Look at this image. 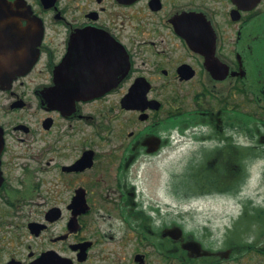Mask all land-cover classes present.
I'll return each mask as SVG.
<instances>
[{"label": "flooded vegetation", "instance_id": "obj_1", "mask_svg": "<svg viewBox=\"0 0 264 264\" xmlns=\"http://www.w3.org/2000/svg\"><path fill=\"white\" fill-rule=\"evenodd\" d=\"M0 264H264V0H0Z\"/></svg>", "mask_w": 264, "mask_h": 264}, {"label": "water", "instance_id": "obj_2", "mask_svg": "<svg viewBox=\"0 0 264 264\" xmlns=\"http://www.w3.org/2000/svg\"><path fill=\"white\" fill-rule=\"evenodd\" d=\"M35 45L33 46V50L29 53H26V54H20V53H17L15 54L14 56H17L18 58L21 57V55H27V59L24 61L25 63H29L28 64V68L32 65V63L35 61V57H36V54H37V50L35 49ZM12 54V53H11ZM27 68V69H28Z\"/></svg>", "mask_w": 264, "mask_h": 264}]
</instances>
